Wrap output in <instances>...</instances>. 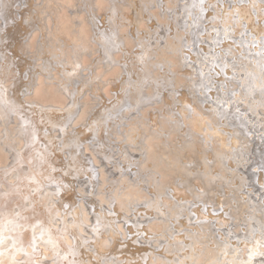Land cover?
<instances>
[{
  "label": "rangeland",
  "instance_id": "1",
  "mask_svg": "<svg viewBox=\"0 0 264 264\" xmlns=\"http://www.w3.org/2000/svg\"><path fill=\"white\" fill-rule=\"evenodd\" d=\"M30 2L29 0L0 1V34L2 35V28L6 26L7 20L13 23L10 28L22 26L20 33L17 34L20 41L18 54L13 61L15 65L5 64L0 57V83L10 97L11 108L9 114H6L2 108L0 110V171L6 182V185L3 183L0 185V194H4V199L10 203L9 206H2L0 211V218L2 216L10 218L6 220L8 227L4 230L6 237L2 236L4 239L1 240L2 247L15 250L18 259H24L26 257L24 255L29 253L33 254L34 258L44 257L46 261L56 263L58 255L64 251V248L52 242L48 231L59 227L61 217L66 212L63 208H66L65 206L70 202L73 204V209L79 208L81 217L79 230L83 236H87L91 227L97 224L96 219L99 215V212H95L90 207V202L86 198L92 193L99 202L100 214L106 212L103 210L105 207H109L112 211L115 203L123 214L115 218L112 225L105 224V233L102 239L98 240L101 243L100 249L108 250L114 247L115 242L112 238L122 237V241L128 243L133 239H141L144 243L139 242V245H149L150 241L157 245L151 257V261L155 264H165L164 261L167 264L169 258L172 259L173 264H176L184 261L185 257L188 260L189 255L193 256L192 264L200 263L204 261L203 255H198L197 250H191V254L189 251L184 253L181 247L183 239L176 237V235L181 236L183 230L188 231L190 244L192 238L199 237L195 236L196 231L190 229L195 225V218L191 221L187 220L189 216L195 217L191 211L193 201L179 202L177 198L182 196L181 190L186 186L181 184L186 180V171L194 170L198 163L197 170L205 172L209 155L211 161L212 158L215 159L214 155H218L221 159L224 154L228 157L229 163L224 160L223 164L227 169L222 168L220 162L213 173L217 177V184L227 195L229 205L233 210L235 209L238 218L234 221L244 223V219L248 220L250 216L245 213L247 209L251 210L253 221L261 223L260 218L264 221V213L261 210L253 211L250 207L241 212V208L233 201L236 199V194L240 195L239 189L246 185L245 180L240 182L243 172L240 166L247 163L248 157L249 159L256 157L255 148L258 146L253 143L254 140L245 141L241 138V134L237 135L239 138L235 133L232 134L233 126H227L225 120L217 118L211 107H204L200 100L194 98L198 101L193 104L195 108H192V104L185 103L190 91L195 93V96L199 95L202 85L198 81V69L186 67L175 52L166 45L164 39L168 36L170 40L173 39L170 32L160 30L162 37L157 35L149 38L142 48L139 47L141 43L136 44L132 41V36L129 39L128 35H131V32L137 35L138 30L147 28L151 30L145 18L147 15L138 23L126 22V17L130 18L134 0H30ZM145 2L146 0H137L136 3L144 5ZM168 2L170 7H174L173 0ZM156 7L151 6V11L156 13ZM231 10V14L224 13V16L229 17L226 20L228 26H231L233 20L231 17L233 13L235 14V11ZM119 14L122 15L123 20L118 18ZM215 15L222 18L220 10L216 11ZM25 17L27 19H23ZM101 19L106 24L98 27L97 24ZM167 21L170 23L169 17L160 15V24L164 23L165 26ZM242 26L243 24L237 28L242 29ZM121 35L124 43L112 48V45L115 46L112 38ZM233 51L234 55L237 54L235 49ZM40 75L42 76L39 77ZM37 82L41 88L37 86ZM178 93L182 95L179 97ZM14 98H16L15 103ZM200 104L202 106H199ZM242 107L243 104L235 106V115L241 114ZM25 110H35L32 116L36 119L43 116L41 122L27 127L31 132L24 130ZM231 115L234 116L233 113ZM58 117L62 118L61 124L50 123ZM153 121L158 122L155 127L151 126ZM49 125H51L50 131L47 129ZM154 129H157V134L152 132ZM63 132H70L71 137L78 141L65 139ZM250 143L251 146L248 145ZM27 149L30 151L25 153ZM26 154H30L31 158L27 159ZM145 158H148V161ZM66 164L74 166L70 171L74 170V175L76 173L74 177L76 182L71 189L62 194L59 189L60 184L56 182V174L61 172L57 167L64 168ZM38 168L48 170L54 176L50 180H44L42 184H37L32 177L40 175L37 172ZM171 184L177 186L175 195ZM24 189L28 194L25 193L21 200H16L18 192L21 193ZM249 192L253 191L249 190ZM155 196L157 207L145 210V201L154 199ZM247 200L248 196L239 201L244 203ZM35 204L37 206L39 204L40 210L37 211ZM183 204L187 207H182ZM72 208L68 212H71ZM25 210L27 213H24ZM182 210L186 213L183 214ZM26 215L27 218L24 217ZM145 217L156 229L155 233H158L152 239H146L142 233L132 238L135 233L128 231L127 219ZM232 224L229 223L228 227ZM247 227L246 224H238L241 233L250 235L255 233L262 236L258 231L264 230V223L259 227L263 230L248 231ZM26 230L29 231V238L23 235ZM56 235L60 237L58 242L61 244L68 240L69 243H74V235L69 231L59 232ZM11 237L18 239L13 242ZM205 240L208 238L205 237ZM83 246L85 254H92L93 245L90 241H85ZM41 250L42 255H34ZM87 257L84 256L86 262H88ZM90 260L94 261V255ZM108 263L117 264L113 256H110ZM125 263L127 264V262L121 264Z\"/></svg>",
  "mask_w": 264,
  "mask_h": 264
},
{
  "label": "bare ground",
  "instance_id": "2",
  "mask_svg": "<svg viewBox=\"0 0 264 264\" xmlns=\"http://www.w3.org/2000/svg\"><path fill=\"white\" fill-rule=\"evenodd\" d=\"M135 1L137 2V0H134V3L130 11V18L126 17V22L130 24L138 23L140 19H142L143 16L147 15L145 18L150 24L149 28H151V30H149L148 28L142 31L138 30V32L136 33L137 35L131 32V35H128V38L130 39V37L132 36L131 38L132 41L135 42L136 44L137 42L139 44L141 43L142 46L139 45V47L142 48V47H145V44L149 38L156 37L157 35H159L161 38L162 34L159 33L160 30L164 29L166 33L170 32V35L173 39L171 38L172 40H170L169 36L166 39H164L166 45L168 46V48L169 47L171 48L170 50L175 52V54L182 60V62L185 64L186 67L193 68V70H195L196 68L198 69L197 77L199 79L198 81L202 85V89L198 88L199 95L196 94L197 96H195V93L193 94L190 91L189 98L187 99L185 103L188 105L192 104L193 106L195 102H198L197 100H200L204 107L205 106H208L209 108L211 107V111L213 113L214 112L216 113L217 118H221L222 121L225 120V124L227 126H230V127L233 126V129L231 132L232 134L235 133V136L241 134L242 135L241 138H243L245 141H248V139L254 140L253 143H255L258 146V148H255L257 149L256 157L251 158V159H249L248 157L246 159L247 163L240 166V169H243L242 175L240 176V182L242 180H245L246 185L244 186L246 188L242 186L239 189L240 195L236 194L235 195L236 199L233 201L234 203L237 204L236 205L237 207L241 208L240 209L241 212L244 211V209L246 208L252 207L253 211L261 210V212L264 213V0H173L174 7H170L168 0H146L144 5L140 3H136ZM151 6H157L155 8L157 9L156 13L151 11L152 9ZM45 8L43 10H45ZM230 8L235 11V14L233 13L232 14L233 16L229 15L230 17L232 16L231 18L233 20H232V23H230L231 26H228L226 20L229 17L224 16V13L226 12L225 15L231 14L232 10ZM219 10L222 13V18H219L218 16L215 15V12ZM39 13H41V10ZM112 15H114V13ZM160 15L169 17L170 23L167 21L165 23V26L163 25L164 23L160 24L159 23ZM118 18H122L123 20V17L120 14ZM23 19H27V18L25 17ZM12 24L13 23L11 20H7L6 26L2 28L3 33L2 35L0 34V39H1L0 57L2 61L5 62V64L12 63L13 65H15V62L13 61H14L15 55L18 54L17 49L19 46L18 43L20 41V37L17 34L20 33V28L22 26L17 25V28H10ZM105 24L106 22H104L101 19L100 23H98L97 26L102 27V26H105ZM241 24H243L244 27L242 26V29L237 28V26ZM140 32L142 33L140 34ZM122 35L113 37V38L111 37L116 46L115 47L112 45V48H117V45L124 43V41L121 39ZM97 38L98 37H96V39ZM123 39H125V36L123 37ZM158 41H156L157 44H158ZM172 41L174 43H172ZM108 48L110 49V47ZM233 49L237 51V54L234 55ZM44 51H46V49ZM104 51L106 52V50ZM26 52L27 51H25V53ZM101 52L103 53V51ZM5 67H7V65ZM17 68L20 69L19 67ZM41 76L42 75H40L39 77ZM37 78H36V81L38 80ZM43 78L41 79L43 80ZM99 79H101L100 76H99ZM28 82H29V79H28ZM39 85L40 84H38L37 86ZM39 87L41 88V86ZM39 91L37 90V92ZM180 95L182 94L178 93L179 97ZM37 97L39 98V95ZM110 97H113V96H110ZM194 98H196L197 100L195 101ZM9 101H10V97L1 87V83H0V110L2 108L6 114H9L11 110L9 106ZM15 101H16V98L13 99L14 103ZM179 101H181L180 98H179ZM177 102H178V99H177ZM32 103L36 104L34 102ZM241 104H243L241 114L235 115V106H238ZM199 106H202V105L200 104ZM192 108H195V106H193ZM50 109L52 110V108ZM33 112H36V111L35 110L34 111L25 110L24 111V117H23L25 121L24 130L28 132H31V131L27 127H30L32 124H34L35 126L36 124L41 122L42 117H43L42 116L36 119L32 116ZM47 113H49V111ZM231 113H233L234 116H232ZM160 116L162 115L160 114ZM70 118H71V115H70ZM62 122H63L62 118L58 117L56 119L54 118L52 122L50 123L59 125ZM157 124L158 122L153 121V125L151 124L150 125L152 127H155ZM50 127L51 125L47 127L48 131H50L49 129ZM71 128L72 127H70V129ZM31 129L34 130V128H31ZM11 132H12V129H11ZM152 132L156 134L158 133L157 129H154V131ZM63 137L65 139H71L72 141L77 140L74 137H71L70 132H63ZM237 137L239 138V136ZM29 140L30 138H28V141ZM248 145L251 146L252 143ZM28 151L30 150L27 149L25 153H27ZM212 156H213V153H212ZM214 156H215V159L212 158V161H211V155L207 156V159L209 161H207V169L205 170V172H200L197 170L198 163L195 165L194 170L188 169L186 171V174H187L186 180L181 183V184H185L186 186L183 187L184 188L183 190H181L183 193L182 196L177 198V201L179 202H183L184 200L193 201L192 203L193 207L191 208V211H193L195 217L189 216L187 220L191 221L192 218H195L196 220L195 225L194 227L190 229L192 231H196L195 236H199V237H194V239L192 238L191 244L189 243L190 235L188 234L187 230H183V234L181 236L176 235V237L183 239V244L181 245V247L184 253L189 251V253L191 254V250H197L198 255H203L204 257L203 260L205 262L204 261L200 263L196 262L194 264H264V230L259 228L262 226L264 221L261 218H260L261 223H257L253 221L252 216H251V210H248V209L245 212L246 215L250 216L248 220L244 219V223H239V222L234 221V219L236 220L238 218L235 215V209L233 210V208L229 205V201L227 200V195L224 194V191H222L221 186L217 184L216 182L217 177H215L213 173V170L216 168V166L220 162H221V165L223 166L222 168L227 169V167H225L223 164H224V160H226L227 163H229L228 157L225 154H224L223 159H221L218 155L217 156L214 155ZM25 157H27V159L31 158L30 154H26ZM151 158H155V157H151ZM147 159L146 161H148ZM73 168L74 166L71 164H66L64 168H61V166L57 167V169H59L61 172L59 174H56V177H57L56 182L60 184L59 189L62 194L67 192L69 189H71L74 186V183L76 182L74 179L76 173L74 175L73 174L74 170L70 171V169H73ZM37 172L40 173V175L32 177V180L35 181L37 184L39 183L42 184L44 183V180H47V179L50 180V178L54 176V174L51 175V173H49L48 170H45L43 168H38ZM0 182H1L0 185L2 183L6 185L5 180H3L2 178V171H0ZM191 184L197 189H194V187L191 186ZM160 185L158 186L159 188H160ZM171 186L174 191L173 194L175 195L176 190H178L176 189L177 186H173L172 184ZM158 190H161V189H158ZM249 190H252L253 192L250 193ZM22 191L23 192L21 193L18 192V196L16 200H19V199L21 200V197L24 196L25 193L28 194L25 189ZM247 196H248V200L246 202L242 203L241 201H239L240 199L246 198ZM86 198L90 202V207L95 212H99V215L96 219L97 224H94L91 227V231L87 233V236L86 235L83 236L79 230V220L81 218L80 213H79V208L75 207L73 209L72 208L73 204L68 202V204L65 206L66 208H63V210L66 212L61 217V220H62L61 224L59 225L58 224L59 222L57 221L58 222L57 224L59 225L58 227L59 229L53 228V230L48 231L49 238L52 240V242L58 243L61 247L64 248V251L58 255V259L56 263L48 262L44 259V257H41L40 259L34 258L33 254H29V253H26L24 255L26 256L24 259H18L16 258L15 250H13L12 248L2 247L1 240L2 241L4 240L2 236L6 237V235H4L6 234V232L4 233V230L5 228L8 227V222L6 220L10 219L8 217L3 218L2 216L0 218V264H109L108 259L110 258V256H113V258L116 259L117 264H121L122 262H127V264H155L151 261V257L154 254L157 245H155L152 241H150L151 243H149V245H139L138 244L139 242H143L141 239L139 240L133 239L131 243H128V242L122 241V237L117 238V239L112 238V241L115 242L114 247L108 250L100 249L99 246L101 245V243L98 242V240L102 239V236L105 233L104 232L105 224L107 223L109 225H112L114 223V219L122 216L123 214L121 210H119L116 203L113 205L112 211L109 207H105L103 210L104 211L106 210V212L104 214H100L101 209L99 208V202L95 200L92 193L87 195ZM155 200H157L156 196L154 197V199L152 198L150 200H146L145 205H144L146 207L144 209L145 210H149L150 208L155 209L157 207ZM5 205L9 206L10 203L6 199H4V194H0V211L2 209V206H5ZM35 206L36 208H38L37 211L40 210L39 204L38 206L37 204H35ZM182 207L185 208L187 206L183 204ZM71 208H72V211L68 212V210ZM57 210H59L58 206H57ZM57 210L55 209V211ZM24 213H27V211L25 210ZM185 213L183 211V214ZM173 214H176V213H173ZM68 215H70V217H68ZM255 215L258 217H261L258 214H255ZM24 217L27 218L28 215ZM68 218H70V220ZM196 222H198V224H196ZM231 222L233 224L230 227H228L229 223ZM52 224L54 226L53 222ZM127 224H128V231L130 233H135V235L133 234L132 238H134L137 234L142 233L146 239H149V238L152 239V237L156 235V233H158V232L155 233L156 229L151 224V222L147 219V217L143 219H138V218H134L132 220L127 219ZM238 224L248 225V227L246 228L248 231H252L254 229L263 230V231H258L259 233L262 234V236H260L259 234H255V233H251V235L245 232L241 233L238 229ZM183 226H185V224H183ZM68 231L74 235V240H73L74 243L73 244L69 243V240L68 242H63L62 244L58 242L59 236L56 234H58L59 232L65 233ZM23 235L28 238L30 237L28 230H26V232H24ZM205 237L208 238V240H205ZM211 237L212 239H209ZM11 239L13 242H16L18 238L11 237ZM85 241H90L92 243L93 245L92 254H87V253L85 254L84 250L82 249V247H84L83 245ZM38 254L42 255V250L40 252L34 253V255H38ZM92 255H94V261L90 260V257ZM84 256H88L87 257L88 262H86V260L84 259ZM184 257L185 255L183 256V258ZM188 257H189L188 260L185 257L184 261L177 262L176 264H192L191 259L193 258V256L189 255ZM156 260L157 258H155V261ZM163 263L166 264L165 261ZM167 264H173L171 258H169V262H167Z\"/></svg>",
  "mask_w": 264,
  "mask_h": 264
}]
</instances>
